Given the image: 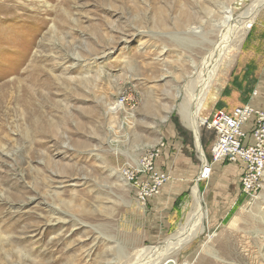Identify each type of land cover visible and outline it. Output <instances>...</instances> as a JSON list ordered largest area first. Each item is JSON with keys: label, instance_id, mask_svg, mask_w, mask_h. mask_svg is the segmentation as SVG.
<instances>
[{"label": "rangeland", "instance_id": "rangeland-1", "mask_svg": "<svg viewBox=\"0 0 264 264\" xmlns=\"http://www.w3.org/2000/svg\"><path fill=\"white\" fill-rule=\"evenodd\" d=\"M254 1L0 0V264H141L139 250L189 226L196 181L173 204V230L147 242L153 197L141 203L123 174L162 141L157 161L183 142L188 166L202 167L180 113L192 95L202 97L200 143L212 165L197 181L207 219L171 257L264 264V178L246 198L242 165L212 163L205 124L264 98V8L244 37L243 26L226 37L224 25L229 10L239 16ZM123 93L136 106L117 111ZM155 256L141 259L159 264Z\"/></svg>", "mask_w": 264, "mask_h": 264}, {"label": "built area", "instance_id": "built-area-1", "mask_svg": "<svg viewBox=\"0 0 264 264\" xmlns=\"http://www.w3.org/2000/svg\"><path fill=\"white\" fill-rule=\"evenodd\" d=\"M127 104L131 108L136 106L131 93L120 95L114 108L120 111ZM205 124L215 134L211 147L212 163L241 164V192L249 200L257 198L264 178V109L248 102L230 112L219 113ZM165 146V141L159 142L141 157L136 166L125 168L123 175L135 187L137 198L143 204L160 194L170 179L169 173L157 167V159ZM211 173L212 165L207 160L206 165H202L199 179H209Z\"/></svg>", "mask_w": 264, "mask_h": 264}, {"label": "bare ground", "instance_id": "bare-ground-1", "mask_svg": "<svg viewBox=\"0 0 264 264\" xmlns=\"http://www.w3.org/2000/svg\"><path fill=\"white\" fill-rule=\"evenodd\" d=\"M263 7H264V0H255L239 16L236 15L237 17L232 13V11L229 10V12H227L228 14H227V16L225 18V22H224V25L230 24V29H229V31L227 33L228 35L226 37H228V36L230 37V35H232V34L234 35L236 33V30L241 29L242 26H243V30L240 33L244 37L245 34L247 33V31L249 30V28H251L253 26L254 16H256L257 12L259 10H261ZM249 16H251L252 18H250L249 20H246V18H248ZM241 35L238 37H241ZM227 49H228L227 45L223 44V46L219 50H217L218 52L216 51L217 52L216 56L214 55V57H216V59L214 60V64L218 63L222 59V57H223V55ZM205 73L206 72H204V74ZM202 75H203V73H202ZM206 75L208 77V74H206ZM210 75H209V77H210ZM198 76H199V74H198ZM203 79H205V78L203 77ZM196 84H197V81L195 83V86H196ZM204 87H205V84L201 83V88H199V91L204 92V90H205ZM193 91H195V88L193 89ZM200 98H202V97L192 95L191 99L194 101V104L196 106L192 105L191 102H187V103L184 102V104H182V108L180 109V113H181V116H182V119H183V122L185 123V125L190 130H192V132L194 133L196 140H197V146H198V150L200 153V157H201L203 163H205V165H206L207 158L204 154V151H203L201 143H200L201 123L203 122V119L201 117L202 109L198 106V101L200 100ZM198 180L201 181V179H198ZM197 183L195 184V186L193 188V198H194V202H195L194 208L196 210V216L192 219V222L190 223V225L187 226L185 229H183L184 227L181 228L180 231L175 236L169 238L166 241V243L163 245H160V247L159 246L154 247V248L146 247L144 249L139 250V252H138V253H140V256H139L140 261L139 262L141 264H147V262H148V264H151L152 260L147 259V258L141 259L143 257V255H147V254H150V255L155 254L157 256V259L158 258L161 259V262L159 264H177L176 259L171 257V254L173 252H177L185 244L191 242L193 240V238L197 237L203 231V222L206 221L207 214L204 212V210L202 209V206H201V203H202V197L201 196L202 195H201L200 190H199V184H197ZM157 259H155V260H157Z\"/></svg>", "mask_w": 264, "mask_h": 264}, {"label": "crops", "instance_id": "crops-1", "mask_svg": "<svg viewBox=\"0 0 264 264\" xmlns=\"http://www.w3.org/2000/svg\"><path fill=\"white\" fill-rule=\"evenodd\" d=\"M250 103L264 109V98H251ZM177 145V153L172 154L167 151L164 157L157 161L158 166L169 173L170 179L160 194L150 200V207L148 206L145 209L149 217H146L144 228V240L147 242L160 241L173 230V225H175V221L181 213L173 207L174 202L183 193H187L190 188L192 190V182L196 181L195 184L197 181L199 182L202 167L199 169L196 166H188L191 158L186 148L187 144L177 142ZM174 148H176V145ZM185 165H187V168Z\"/></svg>", "mask_w": 264, "mask_h": 264}]
</instances>
